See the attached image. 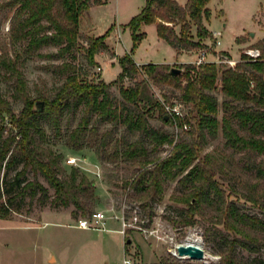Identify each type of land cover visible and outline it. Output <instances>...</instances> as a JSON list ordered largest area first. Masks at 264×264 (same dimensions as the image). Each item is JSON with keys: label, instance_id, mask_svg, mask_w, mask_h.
I'll use <instances>...</instances> for the list:
<instances>
[{"label": "trees", "instance_id": "obj_1", "mask_svg": "<svg viewBox=\"0 0 264 264\" xmlns=\"http://www.w3.org/2000/svg\"><path fill=\"white\" fill-rule=\"evenodd\" d=\"M105 1L0 0L2 20L10 22L8 40L0 42V80L22 105L15 109L11 99L0 93V217L18 209L13 203L20 195L30 193L43 204L51 198L49 188L37 178L21 185L28 168L41 173L54 189V206L74 205L73 216L94 212L96 181L78 167L67 171L61 163L63 153L46 143L48 129L43 124L62 137L68 116L65 146L75 151L92 149L102 161L125 162L123 186L133 191L141 206L152 207L163 197L166 182L180 177L183 191L173 198L178 202L191 199L193 209L188 217L174 222L188 226L195 222L194 211L200 212L205 204L211 206L217 222L235 233L224 238L225 249L219 254L226 264H238V246L255 249L253 244L259 240L250 231L264 230V220L240 211L227 199L217 178L229 177L240 168L264 179V38L255 45L261 51L259 58L244 53L235 65L187 64L186 71L178 75L168 64L140 65L133 52L145 36L138 32L143 24L155 23L159 37L181 52L203 47L192 38L191 29L196 25L198 35L203 36L207 33L204 19L211 15L210 0H187L185 5L178 0H146L128 24L133 47L119 58L122 71L106 81L91 73L99 66L97 54L110 50L107 37L112 28L100 36L82 30L91 6ZM177 25H181L180 32ZM78 54H84L89 71L77 62ZM34 57L47 61L41 68L52 72L58 82L48 87L43 80V88L31 87L24 66ZM127 78L135 82L127 85ZM154 84L168 86V93L156 96L150 91ZM218 93L223 97L222 119ZM153 119H160L162 125H152ZM220 129L224 146L241 153L239 165L223 148L202 155L209 138L218 137ZM166 145L168 152L159 155ZM18 161L24 162L23 168L10 183L3 178L2 185V171L6 173ZM244 186L249 192L245 196L264 206V189L260 190L259 183ZM11 188L19 191L5 198Z\"/></svg>", "mask_w": 264, "mask_h": 264}, {"label": "rangeland", "instance_id": "obj_2", "mask_svg": "<svg viewBox=\"0 0 264 264\" xmlns=\"http://www.w3.org/2000/svg\"><path fill=\"white\" fill-rule=\"evenodd\" d=\"M145 4L146 0H106L102 4L91 6L88 16L83 19L84 32L90 33L92 26L93 32L100 36L112 28L107 37V42L111 44L110 50L99 54L98 60L101 64L94 67L92 73L90 72L92 75L102 78L103 68V77L106 81H112L119 76L122 71L119 58L133 47L132 30L128 24L141 12ZM208 7L211 15L204 19L207 33L199 36L196 25L191 29L192 38L199 41L203 47L184 50L183 52L188 53V56L178 55L170 44L159 38L154 24H144L138 32H145V36L135 48L134 58L140 62V65L149 62H171L176 59L189 61L191 58L194 60L197 54L206 49V62L232 65L227 61L228 59L238 62L247 49H258L255 45L264 38V0H210ZM9 26V20H2L0 15V42L8 40ZM176 30L180 32L181 25H177ZM217 31H221L222 44L217 42ZM239 38L243 39L242 43L238 42ZM225 52L229 55H225ZM113 53H116V58L109 61L108 56H113ZM78 57L77 62L84 71H89L84 54H78ZM45 63L46 60L34 57L24 66L33 89L36 85L43 88V80L48 87L58 82V77L52 72L41 68ZM187 64L198 65L189 61L172 63L168 66L181 68L184 72ZM134 82L135 78L125 80L127 85ZM113 89L118 95V90ZM150 91L160 97L168 93V86L154 84ZM0 93L11 99L15 109H21L22 105L11 95L10 86L2 80H0ZM218 97L219 118L222 119V94L218 93ZM76 122L77 118L72 126H75ZM67 123L68 116L63 122L62 137L57 136L53 129L44 123L43 125L48 129L46 143L63 153L64 158L61 163L67 171L72 167H78L81 172L96 181L98 196L93 211L106 213L109 217L105 222L108 230L82 229L75 226L79 218L91 214L73 216L74 205L54 206L52 204L54 189L41 173L36 174L28 168L20 178L21 185L25 181L37 178L49 188L51 198L43 204L38 197L33 198L30 193L24 197L20 195L13 203L18 209L13 210L8 217H0V264H125L126 259L132 264H143L144 260V264L155 261H157L155 264H226L219 252L225 249L224 238L232 237L235 233L228 231L223 223L217 222L218 217H215L216 212L211 206L205 204L200 212L194 211L195 222L188 226H183L182 222H174V220L180 221L181 217H188L193 209L191 199L187 202H178L173 198L183 191L178 182L180 177L166 182L163 197L154 201L152 207H143L134 198L133 191L123 186L127 172L126 163L102 161L92 149L75 151L67 148L64 144L65 136L70 130ZM162 123L160 119L151 121L156 127L161 126ZM108 126V123L104 124L101 129ZM168 130L172 131V126H168ZM122 131L121 127L118 135ZM169 148L168 145L162 147L158 154L165 155ZM215 148H223L226 153L234 156L238 165L240 164L241 153L224 146L221 129L218 137L209 138L202 155ZM71 156L77 157V164L67 162ZM23 165V161H18L15 166L6 170V173L4 169L1 173L2 185L5 184L3 178L10 183ZM217 179L227 199L234 201L240 211L264 220V206L248 199L245 195L249 192L244 186L245 183H259V188L263 191V178L239 168V171L231 173L229 177L219 175ZM9 191L5 198L13 196L19 190L11 188ZM150 210L154 212L153 216H150ZM125 224L129 226L125 232H122ZM118 230L120 233L116 232ZM250 232L256 236L259 243L255 242L253 244L255 249L252 250L238 246V264H264V230L251 229ZM190 235L196 236L203 245L205 253L203 259L180 257L177 246Z\"/></svg>", "mask_w": 264, "mask_h": 264}, {"label": "built area", "instance_id": "obj_3", "mask_svg": "<svg viewBox=\"0 0 264 264\" xmlns=\"http://www.w3.org/2000/svg\"><path fill=\"white\" fill-rule=\"evenodd\" d=\"M216 37L218 38V44H221V35L216 33ZM248 55L252 56L253 58H259L261 56V51L259 49H247L246 52ZM207 61V52L206 49L201 51L199 53V58L197 59L196 63L199 65L203 62ZM229 63L232 65L236 64L235 61L228 59L227 60ZM168 110H171L170 107H167ZM67 162L69 164H77L78 160L77 157L71 156L67 159ZM109 218L105 212L103 211H96L93 212L90 216L88 217H81L77 220V223L75 226L83 229H99V230H108V228L105 226L106 219ZM127 224L124 225V230L122 232L126 231ZM125 264H132L130 260H125Z\"/></svg>", "mask_w": 264, "mask_h": 264}, {"label": "crops", "instance_id": "obj_4", "mask_svg": "<svg viewBox=\"0 0 264 264\" xmlns=\"http://www.w3.org/2000/svg\"><path fill=\"white\" fill-rule=\"evenodd\" d=\"M179 1V0H178ZM186 2H187V0H184L183 2H180L179 1V3L180 4H182V5H185L186 4ZM94 6V5H93ZM88 14H89V11H88V13L85 15V17L84 18H86L87 16H88ZM85 23H87V22H85ZM84 23V24H85ZM152 24H154L155 26H156V24L155 23H152ZM83 25V24H82ZM144 25V24H143ZM142 25V26H143ZM90 29H92V31L90 32V33H88V34H90V35H95V36H98V35H96L94 32H93V27L91 26V28ZM156 29H157V26H156ZM82 30H83V28H82ZM84 31V30H83ZM218 32V34H220V35H222L221 34V31H217ZM92 33V34H91ZM159 36V35H158ZM160 38V37H159ZM160 39H162V38H160ZM164 40V39H163ZM109 44V47L111 46V44L110 43H108ZM221 44H222V42H221ZM112 47H114V46H112ZM175 49V48H174ZM176 50V49H175ZM106 51H101L100 53H105ZM116 52V51H115ZM176 52H177V54L179 55H183V56H188L189 54L188 53H186V52H183V51H181V52H178L177 50H176ZM99 53V54H100ZM99 54H97V60L99 59ZM107 55V54H106ZM109 58V61H112V60H114L115 58H116V53H115V56L113 55H111V56H108ZM199 58V54H197V57H195L194 58V60H192V58L189 60V61H191V62H196L197 61V59ZM136 60V59H135ZM189 61H184V60H178V59H176L175 61H171V62H164V64H172V63H186V62H189ZM98 62L100 63V61L98 60ZM136 62L138 63V64H140V62H138L137 60H136ZM149 63H153V62H149ZM101 64V63H100ZM142 64H146V63H142ZM102 78L105 80V78L103 77V68H102ZM79 228V227H78ZM83 229V228H82ZM116 232H118V233H120L119 232V230L118 231H116ZM125 240V239H124ZM127 242H128V240H127ZM124 246H125V243H124ZM145 261V260H144ZM144 261L142 262L143 264H144ZM155 263H157V261H155V262H151L150 264H155ZM145 264H148V263H145Z\"/></svg>", "mask_w": 264, "mask_h": 264}, {"label": "water", "instance_id": "obj_5", "mask_svg": "<svg viewBox=\"0 0 264 264\" xmlns=\"http://www.w3.org/2000/svg\"><path fill=\"white\" fill-rule=\"evenodd\" d=\"M254 34L253 32L251 33ZM174 75L182 73L181 68L172 67L171 69ZM180 255H189L192 259H203L205 256L204 250L201 247L195 245H183L180 244L177 246Z\"/></svg>", "mask_w": 264, "mask_h": 264}, {"label": "bare ground", "instance_id": "obj_6", "mask_svg": "<svg viewBox=\"0 0 264 264\" xmlns=\"http://www.w3.org/2000/svg\"><path fill=\"white\" fill-rule=\"evenodd\" d=\"M181 244L183 245H195L201 247L203 249V245L199 242V239L196 238L194 235H190L184 242ZM180 245V244H179ZM204 250V249H203ZM180 255V254H179ZM182 258H191L189 255H180Z\"/></svg>", "mask_w": 264, "mask_h": 264}]
</instances>
